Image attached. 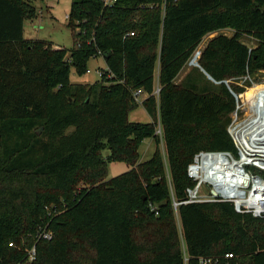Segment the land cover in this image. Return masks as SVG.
I'll return each instance as SVG.
<instances>
[{"label":"trees","instance_id":"obj_1","mask_svg":"<svg viewBox=\"0 0 264 264\" xmlns=\"http://www.w3.org/2000/svg\"><path fill=\"white\" fill-rule=\"evenodd\" d=\"M35 17L31 0H0V263L21 261L49 220L53 237L36 244L33 264H264V218L228 202L182 203L195 154H236L222 81L264 71V0H72L69 53L24 38ZM226 29L198 57L219 83L194 69L176 83L202 39ZM100 56L112 79L70 82V67L82 75ZM137 90L150 123L128 121ZM150 138L155 150L139 162ZM108 162L130 169L107 179ZM46 206L58 214L47 218Z\"/></svg>","mask_w":264,"mask_h":264},{"label":"built area","instance_id":"obj_2","mask_svg":"<svg viewBox=\"0 0 264 264\" xmlns=\"http://www.w3.org/2000/svg\"><path fill=\"white\" fill-rule=\"evenodd\" d=\"M118 0H101L102 5L110 8ZM68 16H66V19ZM134 33H128L127 36H133ZM199 49L193 53L196 59L199 55ZM191 56V58H192ZM190 58V59H191ZM86 73H90L89 70ZM96 74L99 79L105 75L106 79H112L110 72L105 74L104 70L97 69ZM159 88L155 87L153 95L158 96ZM143 93L137 90L133 93L136 102L141 103ZM229 135L231 134L227 130ZM156 134L161 135L160 126L156 129ZM234 144L236 154L231 152L219 151H200L194 155L192 162L187 167V176L194 182V186L186 189V200L183 204L204 203V202H228L232 204L237 213H249L256 218H264V136H254L244 140L236 137L233 133L230 135ZM241 156L247 157L240 167L238 175L231 168L241 160ZM253 169L258 170L254 172ZM205 188L208 192L203 195L201 189ZM234 192L242 194L241 202L233 196ZM177 206V203H174ZM47 218L58 214L55 206H46ZM53 237V231L49 226V220L38 225L33 234V245L25 250L24 257L15 264H33L37 258L36 244L40 241H50ZM13 247V243H9ZM226 259L232 257L231 254L224 256ZM201 264H210L211 259H201ZM1 264V263H0ZM10 264V263H7Z\"/></svg>","mask_w":264,"mask_h":264},{"label":"rangeland","instance_id":"obj_3","mask_svg":"<svg viewBox=\"0 0 264 264\" xmlns=\"http://www.w3.org/2000/svg\"><path fill=\"white\" fill-rule=\"evenodd\" d=\"M31 2L36 10V17L30 21L24 22V38L27 40H40L50 42L55 46H60L69 53V50L73 47V39L72 31L67 27L66 16H68L70 13V5L72 0H31ZM219 33L225 34L227 36L232 35V31L227 29L219 31L217 34ZM214 36H216V34H213L209 37L212 38ZM243 41L247 45H249V47H251V44L247 39L244 38ZM202 49L199 48L200 53ZM198 57L194 59L192 56V58L188 61L187 66L179 74L176 83L181 82L184 76H186V74L193 69L196 70V72L193 71L192 74L199 82H203L204 77L215 85L219 83L215 82L214 80L212 81L209 76L203 72L202 68L198 64ZM86 69L89 70L90 73L77 75L74 68L70 67V82L72 84H92L99 80V77L96 74V70H106L104 59L101 56L91 58L86 64ZM156 76L157 68H155L154 71V82L155 86L157 87ZM222 83H224V85L229 89L235 100L236 109L235 112L231 115V124L227 128V130H229L231 134H234L237 126H239L245 120L246 108L248 107V104L256 100V97L264 94V87H262L264 86V71L257 72L254 75L250 76L247 75L246 77L239 79L232 78L224 80L222 81ZM233 84L238 86V88L242 90V93H240V97L239 94H236L230 87V85ZM144 96L145 95L143 94L142 98ZM127 117L128 121L134 123L145 124L151 122V118L149 117L141 103H139L136 109L129 112ZM158 148L161 154H164L163 141H160ZM154 150L155 143L151 138L143 140L138 149L139 162H145L149 160ZM107 154L108 151L105 150L103 155L105 156ZM107 165V179L114 178L130 169L129 166L124 162H108ZM81 186H83V182H80L77 188L79 189ZM201 193L205 195L208 192L205 190V188H202ZM174 224L178 232V237L181 238L180 222L178 217L176 216Z\"/></svg>","mask_w":264,"mask_h":264},{"label":"bare ground","instance_id":"obj_4","mask_svg":"<svg viewBox=\"0 0 264 264\" xmlns=\"http://www.w3.org/2000/svg\"><path fill=\"white\" fill-rule=\"evenodd\" d=\"M256 98V100L248 104L245 120L237 126L236 131L234 132L236 137L246 140L252 135L264 136V94ZM246 159L247 157L241 156V160L238 161L231 170L239 175V165H241L243 161H246ZM233 196L238 200V203L241 202L242 194L240 192H234Z\"/></svg>","mask_w":264,"mask_h":264},{"label":"crops","instance_id":"obj_5","mask_svg":"<svg viewBox=\"0 0 264 264\" xmlns=\"http://www.w3.org/2000/svg\"><path fill=\"white\" fill-rule=\"evenodd\" d=\"M217 33L218 32H215V33H211V34H208L207 36H205L203 39H202V43H200V45L198 46V48L195 50V51H197L199 48L200 49H202L204 46H205V44L208 42V40H210L211 38L209 37V36H211V35H217ZM249 39V40H248ZM247 40L249 41V43L251 44V47H253L254 46V41L253 40H250V38H248ZM204 43V44H203ZM203 44V45H202ZM55 46V45H54ZM203 46V47H202ZM249 46V45H248ZM55 47H58V46H55ZM146 96H144L143 98H145ZM142 98V99H143Z\"/></svg>","mask_w":264,"mask_h":264},{"label":"water","instance_id":"obj_6","mask_svg":"<svg viewBox=\"0 0 264 264\" xmlns=\"http://www.w3.org/2000/svg\"><path fill=\"white\" fill-rule=\"evenodd\" d=\"M204 72V71H203ZM205 73V72H204ZM206 75H208L207 73H205ZM209 76V75H208ZM209 78L213 81V79L209 76Z\"/></svg>","mask_w":264,"mask_h":264}]
</instances>
